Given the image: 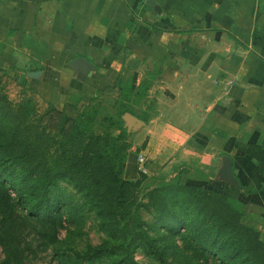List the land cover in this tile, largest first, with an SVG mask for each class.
<instances>
[{
	"label": "crops",
	"instance_id": "obj_1",
	"mask_svg": "<svg viewBox=\"0 0 264 264\" xmlns=\"http://www.w3.org/2000/svg\"><path fill=\"white\" fill-rule=\"evenodd\" d=\"M0 68L72 119L153 102L146 167L264 219V0H0Z\"/></svg>",
	"mask_w": 264,
	"mask_h": 264
},
{
	"label": "rangeland",
	"instance_id": "obj_2",
	"mask_svg": "<svg viewBox=\"0 0 264 264\" xmlns=\"http://www.w3.org/2000/svg\"><path fill=\"white\" fill-rule=\"evenodd\" d=\"M121 107L120 103L98 107L90 131L117 137V129H122L125 141L121 140L128 150L121 176L137 183L138 231L153 239L160 254L145 248L138 236L130 239L124 233L123 222L112 214L111 190L96 188L93 174L67 171V163L59 157L63 132L58 117L47 114L49 106L17 75L0 68V142H10L15 153H24V165L31 171L38 165L44 167L53 185L50 197L57 213L56 219L45 222L25 219L16 205L7 221L0 212V264H55L53 251L73 260L75 252L89 247L109 251L96 256L92 264H264V219L248 215L239 202L182 182L190 166L167 176L155 166L146 167L143 155L147 174L141 173L138 157L144 147L143 127L153 112V102L148 112L124 114L119 119ZM68 128L64 124L63 129ZM129 154L134 177L127 169ZM9 195L12 201L16 199L14 192ZM199 221L206 224L196 236L191 231L197 226L190 229V224L199 225Z\"/></svg>",
	"mask_w": 264,
	"mask_h": 264
},
{
	"label": "trees",
	"instance_id": "obj_3",
	"mask_svg": "<svg viewBox=\"0 0 264 264\" xmlns=\"http://www.w3.org/2000/svg\"><path fill=\"white\" fill-rule=\"evenodd\" d=\"M147 90L148 86L142 84L135 93L136 100L145 96ZM98 107L100 105H95L89 113L72 119L49 106L47 114L52 113L58 117L61 123L60 130L63 132L59 157L67 163L68 172L75 171L82 175L93 174V183L96 188L111 190L114 196L112 214L123 222L124 233L130 239L138 236L145 248H149L152 253L160 254L153 239L146 232L138 231L141 210L137 202V183L127 181L121 176L122 169L125 167V153L128 150L125 147V139L120 136L122 129H117L120 132L117 137L110 134H92L90 131ZM126 113L135 115L130 107L122 105L118 113L119 119ZM142 120L146 122V118ZM64 124H68L69 128L63 129ZM11 147L10 142H0V212L4 213L7 221L8 215L13 212L14 205H16L24 213L25 219L51 222L56 219L57 213L52 205L55 201L50 197L53 189L50 176L42 165L36 166L32 171L28 169L26 164L24 165L26 155L15 153L14 148ZM29 171L32 173H28ZM199 189V187H192V190ZM204 190L223 199L235 201L222 193L210 189ZM9 191L15 193L14 201L10 198ZM198 223L199 225H196L197 222L195 225L190 224V229L197 226L191 231H195L196 236L201 232V225L206 224L203 221ZM208 236L206 235V238ZM106 251L108 249L105 247L96 249L89 247L82 252H75L74 259L71 260L70 257H64V254L57 250L53 251V257L55 264H92L96 256L104 255ZM131 264L134 263L131 262Z\"/></svg>",
	"mask_w": 264,
	"mask_h": 264
},
{
	"label": "built area",
	"instance_id": "obj_4",
	"mask_svg": "<svg viewBox=\"0 0 264 264\" xmlns=\"http://www.w3.org/2000/svg\"><path fill=\"white\" fill-rule=\"evenodd\" d=\"M145 163V159L143 155H140L138 157V170L143 173V174H147V169L144 166Z\"/></svg>",
	"mask_w": 264,
	"mask_h": 264
}]
</instances>
